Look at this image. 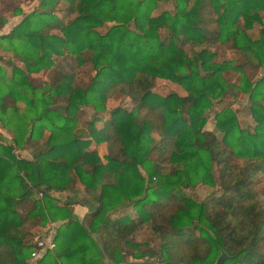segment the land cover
<instances>
[{
	"label": "trees",
	"instance_id": "obj_1",
	"mask_svg": "<svg viewBox=\"0 0 264 264\" xmlns=\"http://www.w3.org/2000/svg\"><path fill=\"white\" fill-rule=\"evenodd\" d=\"M168 1L40 0L0 33L26 68L0 56L11 67L0 65V126L11 133L0 134V264H30L34 229L49 220L61 221L55 247L34 264L147 259L154 252L136 238L149 233L162 239L160 262L213 264L224 251L223 264H264V0H173L174 11L153 15ZM20 4L0 0V30ZM217 45L234 59L218 61ZM43 69L48 80L35 85ZM157 80L184 94L153 91ZM233 92L247 96L252 130L231 107L213 109ZM216 179L208 200L181 193ZM79 185L96 203L86 226L51 195ZM125 205L137 215H110Z\"/></svg>",
	"mask_w": 264,
	"mask_h": 264
},
{
	"label": "rangeland",
	"instance_id": "obj_2",
	"mask_svg": "<svg viewBox=\"0 0 264 264\" xmlns=\"http://www.w3.org/2000/svg\"><path fill=\"white\" fill-rule=\"evenodd\" d=\"M39 3H40V0H21L20 8L22 9V13L20 15H14V16L9 17L6 20L4 26L1 28L0 33H4V31H5V33H7L25 15H27L28 13H30L34 9L39 8L40 7ZM164 9H169V10L174 11V1L171 0V1L166 2L165 4L160 5L157 9H155L153 11V15L159 14ZM54 13L58 17H62L65 20H67V18H68L67 8L63 3H58L56 5V7L54 8ZM263 22H264V20H263ZM112 24H113V22H106L104 25L107 28V27H110ZM261 26H262V24L255 22L253 24V27H251L248 30V33H250L253 36H257ZM215 51L217 52L216 59L218 61H222L223 59H234V56L236 55L235 52L227 50L226 48H224L223 45H217L215 48ZM0 56L1 57H10V60L12 59L19 68L26 71L24 64L13 58L11 44L9 42H7L6 40L0 41ZM5 59H7V58H5ZM4 60H0V65L5 69L6 73L11 74V67L9 65H6ZM239 60H241V59L239 58ZM232 76L233 75H231V79L234 80L235 77H232ZM31 77H32L35 85H37L39 83H44V81L46 82L48 80V69H43L39 73L31 74ZM77 83L78 84L80 83L83 86L85 85L84 82H82L79 78H77L75 80V84H77ZM153 91H155V92L157 91L158 93L163 94V95H166V94L171 93V92H176L180 95L184 94V91L180 86L173 84L167 80H157V82L153 88ZM122 104L127 106L128 103L126 101V102H123ZM225 105L228 107H231L237 113L239 124L242 128L248 129V130L253 129V126L255 123L251 117V113L249 110V101H248L247 96L245 94H243L242 92H236V93L233 92L223 102V104L218 102V101H215L213 109L219 111ZM212 111H210L207 114V122L205 124V129H211L214 127L213 112ZM78 116L82 120H89L93 116V113L88 107H82L80 109V111L78 112ZM97 125L100 126L101 123L98 122ZM0 134L4 138H11L10 131L8 129H5L2 126H0ZM97 149H98L99 155H101V156L102 155L104 156L106 151H107L105 143L99 144ZM23 154H25V155L28 154L27 150L23 151ZM150 158H152L153 160L158 162V164L161 167H165L167 169L171 168V165L168 162H162L160 160L161 155L157 150L152 151ZM62 192H64V191H61L59 193L60 196H58V197L55 196L56 192L52 191V193H51V195L53 197L57 198L58 205H60V206L64 205L65 198H66L65 193H62ZM219 192H220V188H219L218 179H216V185L214 187H210V186H207L204 184H199L195 188H182L181 189V193L183 195H185L186 197H191L197 201L208 200L209 198H211L214 195V193H216L215 195H217V194H219ZM69 207L71 209L72 204H69ZM112 213L110 214L112 217H118L121 215H128L130 217H135L137 215V210L132 205H125L122 207V209L120 208V210H118V211L116 210L115 213L113 211ZM51 223L53 225H55V227L57 228L58 225L61 223V221L49 220L45 225L37 226L34 229V237H33L32 241H36V239L38 237L41 238L42 234L45 233L46 228L48 226H50ZM84 223L87 224L86 221H84ZM150 235H151V233L138 236L136 238V242L141 243V245L139 246L138 249L142 248V249H147L148 251L154 252V254L152 256L149 255L147 259L150 260L151 264H157L158 262H160L163 259V255L161 253L163 250L162 246H161L162 239L158 238L156 240H153V239L150 240L149 239ZM142 240H147V241H142ZM138 249L136 248L135 250L133 249L131 251H136ZM165 258H167V257H165ZM29 262H30V264H34L35 260H32V258H31V259H29Z\"/></svg>",
	"mask_w": 264,
	"mask_h": 264
},
{
	"label": "crops",
	"instance_id": "obj_3",
	"mask_svg": "<svg viewBox=\"0 0 264 264\" xmlns=\"http://www.w3.org/2000/svg\"><path fill=\"white\" fill-rule=\"evenodd\" d=\"M4 33H5V31H4ZM5 58H7V59H5ZM3 59L10 60V57H3ZM8 75H10V74H8ZM102 159L104 160L103 157H102ZM53 192H56L55 193L56 197L60 196V194H59L60 192H57V191H53ZM62 193H65V197H66L65 201L72 202V208L71 209L75 213L76 217L79 219L82 218L85 221L86 218L88 217L90 211L92 210V208L95 207L96 203L91 198H89L87 196L83 186L79 185L74 191L67 190V191H64ZM77 201H83L84 204H79V203H77ZM118 210H120V209H118ZM114 213H115V211H114Z\"/></svg>",
	"mask_w": 264,
	"mask_h": 264
},
{
	"label": "built area",
	"instance_id": "obj_4",
	"mask_svg": "<svg viewBox=\"0 0 264 264\" xmlns=\"http://www.w3.org/2000/svg\"><path fill=\"white\" fill-rule=\"evenodd\" d=\"M56 227L52 223L46 228L45 233L42 234L41 238L38 237L35 241V246L31 252L32 260H36L47 250H53L55 247L54 236Z\"/></svg>",
	"mask_w": 264,
	"mask_h": 264
},
{
	"label": "water",
	"instance_id": "obj_5",
	"mask_svg": "<svg viewBox=\"0 0 264 264\" xmlns=\"http://www.w3.org/2000/svg\"><path fill=\"white\" fill-rule=\"evenodd\" d=\"M73 214L75 215V213L73 212ZM75 217H76V215H75ZM77 218V217H76ZM77 220L81 223V224H83L84 226H86L85 224H84V220L81 218V219H79V218H77ZM93 237L95 238V239H97V234L96 233H94L93 234ZM227 253L226 252H224V251H221L220 252V254H219V256L216 258V260H215V262L213 263V264H223L224 263V261H225V259L227 258ZM102 264H113L112 262H111V260L106 256V255H104L103 254V257H102ZM121 264H151L150 263V260H148V259H143V260H126V261H123ZM157 264H184L183 262H180V261H176V260H165V261H163V262H159V263H157Z\"/></svg>",
	"mask_w": 264,
	"mask_h": 264
}]
</instances>
